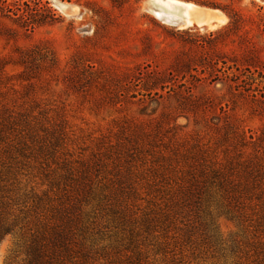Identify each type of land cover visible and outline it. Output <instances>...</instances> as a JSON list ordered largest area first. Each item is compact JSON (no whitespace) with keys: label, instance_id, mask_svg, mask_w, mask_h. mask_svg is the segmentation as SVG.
I'll return each instance as SVG.
<instances>
[{"label":"rangeland","instance_id":"rangeland-1","mask_svg":"<svg viewBox=\"0 0 264 264\" xmlns=\"http://www.w3.org/2000/svg\"><path fill=\"white\" fill-rule=\"evenodd\" d=\"M30 1L35 6L39 0ZM45 1L51 12L42 6ZM148 1L43 0L37 7V22L29 30L0 13V66L6 62L5 72L12 77L9 87L2 90L7 91L8 99L27 92L28 100H35L38 105L36 112L63 116L69 136V154L64 156L71 161H94L99 145L107 146L111 139L115 142L124 120L148 122L162 113L170 114L169 127L172 119L180 115L176 130L189 139L201 132L205 141L213 140L219 134L212 123L219 122L217 117L223 133V114L234 115L247 135L258 137L264 133V98L260 91L245 92L236 87L246 79L252 89L263 88L264 92V76H260V72L264 75V0H180L201 9H219L217 13L225 20L217 26L163 22L151 11L154 5ZM231 9L241 14L243 27L224 34L230 22L226 11ZM36 45L49 46L55 65L50 64L51 53L45 60L36 53V65L30 71L35 77L23 81L19 73L25 68L17 62L16 49ZM157 73L164 76L168 86L174 84L176 92L157 87L148 94L144 84L149 75ZM235 74H241L238 81L231 80ZM182 83L184 86L178 88ZM13 84L17 93L10 88ZM188 88L203 101L213 99L212 104L194 110L181 105L182 93ZM156 90L158 95L154 94ZM250 92L256 93L258 99L249 96ZM25 99H17V104ZM23 163H28L27 167L20 170L16 180H9L13 190L0 194V211L18 222L0 241V264L20 261L30 235L53 224L50 218L58 205L53 192L36 208L31 199L17 201L14 190L23 193L35 188L41 193L48 188L40 185L43 170L35 157ZM102 168L104 174L92 175L93 192L84 193L85 188L77 186L78 192L66 200L81 234L79 240L85 242L89 251L86 264H109L113 258H123L131 229L142 232L137 241L149 264H257L264 259V247L257 243L259 235L250 220L238 213L234 218L218 214L217 203L209 208L212 218L200 210L195 217L199 219L192 217V226L181 218L168 228L154 221V227L144 232L140 224L144 213L155 218L152 203L163 199L147 196L142 176L136 177V197L120 207L124 211L123 225L121 221L117 224L115 216L106 208L100 209L95 200L99 186L113 178L108 174L114 171L112 164ZM135 168L139 172L143 167ZM104 246L111 247L107 249L109 259L96 253Z\"/></svg>","mask_w":264,"mask_h":264},{"label":"trees","instance_id":"trees-1","mask_svg":"<svg viewBox=\"0 0 264 264\" xmlns=\"http://www.w3.org/2000/svg\"><path fill=\"white\" fill-rule=\"evenodd\" d=\"M42 2L36 1L35 6H32L30 0H0V13L14 18L15 22L19 21L22 27L29 30L37 22V7ZM48 4L45 1L42 6L50 10ZM226 12L230 15V22L224 34L239 31L243 27L241 14L235 9ZM16 52L17 62L25 68L19 73L23 81L35 77L30 71L36 65V53L44 60L51 53L50 64L55 65L49 46L36 45L31 49L18 47ZM6 64L0 66V194L13 190L10 189L9 180H16L20 170L27 167L28 163H23L25 159L35 157L43 170L40 185H47L48 188L41 193L35 188L23 193L14 190L17 201L31 199L36 208L45 196L53 192L58 202L50 218L53 224L49 228L37 229L30 235L22 258L15 264H86L89 251L85 248V242L79 240L81 234L70 216L72 207L68 206L66 200L70 199L73 192H78V187L85 188L84 193L93 192L92 175L104 174L102 167H108L109 164L114 168L113 172H108L113 178L105 179L106 182L94 194L97 206L102 210L106 208L109 214L115 216L117 224L121 221L120 225H123L124 215L121 214L124 211L120 207L122 203L136 197V177L142 176L147 196L163 199L160 203H152L155 209L151 213L157 215L155 218L151 219L150 213H144L140 223L144 232L154 227V221L168 228L181 218L180 221L185 219L188 221L186 225L192 226V217H197L200 210L212 218L214 215L209 208L217 203L218 214L234 218L235 213H238L250 220V226L259 235L257 243L264 247V133L258 137L247 135L244 128L237 124L234 115L223 114V133L218 126L220 117H217L219 122L212 123L219 134L213 140L205 141L201 132L196 138L189 139L180 136L176 130L179 128L176 121L180 115L172 119L173 124L169 127L167 121L170 114L162 113L159 118L154 117L148 122L124 120L114 137L115 142L111 139L106 143L107 146L99 145L93 156L94 161H71L64 156L69 154L66 149L69 136L65 119L60 113L53 117L41 110L36 112L38 105L35 106V100H28L27 92L21 97L13 95L8 99L5 96L7 91L2 88L9 87L12 80L5 72ZM235 67L237 71L240 70L239 66ZM246 70L251 72L250 68ZM152 76L149 75L150 79L144 84L148 94L157 87L161 90L169 87L168 92H176L174 84L168 86L163 75L157 73ZM260 76L264 75L260 72ZM194 77L201 80L198 76ZM240 77L241 74H235L231 80L238 81ZM183 86L184 83L178 88ZM236 87H242L245 92L258 90L264 98L263 88L252 89L251 82L246 79H242ZM10 88L13 93H17L14 84ZM154 94L158 95L159 91L156 90ZM248 95L258 99L256 93L250 92ZM19 98L26 99L17 104ZM203 100V97H195L188 88L182 93L181 105L194 110L213 102L211 98ZM51 164L56 167L52 168ZM137 166L143 167L142 171L136 172ZM17 223V218L9 220L0 211V241L13 231ZM140 235L142 232L131 229L124 246L127 254L123 258H113L108 261L109 264H149L137 241ZM109 247L97 249L96 253L103 259H109ZM257 264H264V259Z\"/></svg>","mask_w":264,"mask_h":264},{"label":"bare ground","instance_id":"bare-ground-1","mask_svg":"<svg viewBox=\"0 0 264 264\" xmlns=\"http://www.w3.org/2000/svg\"><path fill=\"white\" fill-rule=\"evenodd\" d=\"M151 11L166 23L190 25L193 22L208 26L223 24L225 18L217 13L219 9H201L193 3L180 0H155ZM221 11V10H220ZM214 20L217 23H214Z\"/></svg>","mask_w":264,"mask_h":264},{"label":"water","instance_id":"water-1","mask_svg":"<svg viewBox=\"0 0 264 264\" xmlns=\"http://www.w3.org/2000/svg\"><path fill=\"white\" fill-rule=\"evenodd\" d=\"M154 1H155V0H149V1H148V4L152 6V5L154 4ZM212 9H215V8H212ZM214 23L216 24L217 21L214 20Z\"/></svg>","mask_w":264,"mask_h":264}]
</instances>
